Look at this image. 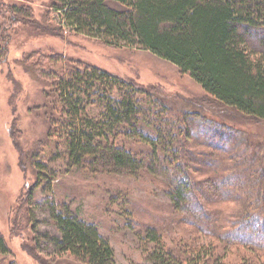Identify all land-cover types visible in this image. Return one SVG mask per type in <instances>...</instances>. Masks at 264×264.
<instances>
[{"label":"trees","instance_id":"1","mask_svg":"<svg viewBox=\"0 0 264 264\" xmlns=\"http://www.w3.org/2000/svg\"><path fill=\"white\" fill-rule=\"evenodd\" d=\"M51 8L60 13L59 17L73 32L100 37L111 46L124 44L149 50L189 74L216 101L264 120V0H52ZM34 18V9L29 4L0 0V61L8 56L13 26L34 23ZM52 58L55 63L65 60L61 53ZM61 69L52 74L45 65L38 64L33 70L49 80L44 107L50 137L47 142L57 147L55 161L64 162L68 171L77 168L136 177L145 171L154 175L155 169H160L174 183L184 184L168 187V193L174 197L173 206L179 210L181 203L195 195L190 188L191 177L184 176L187 182L182 179L183 157L187 160L185 165L199 160L220 191V198L228 196L224 194L230 191L229 180L234 178L235 189L244 204L249 205L247 214L240 216V226L255 225L253 232L246 235L245 243L258 244L264 250V239L256 235L260 228L264 231V203L258 190L263 198L264 192L256 187L260 183H250L256 182L258 170L248 167L246 158L235 157V163L222 164L223 160L214 158L212 152H203L204 157H187L186 148L181 155L179 148L184 144L180 141L178 121L173 116L165 120L170 107L156 97L154 90L135 79L78 59L69 60ZM95 110L99 112L96 114ZM193 112L184 113L198 114ZM156 113L165 122L156 124L153 121ZM33 160L38 179L30 197L41 181L50 185L53 179H48L51 172L47 163L35 157ZM221 169L222 174L229 169L235 174L226 179L220 175ZM259 179L264 186L263 171L257 182ZM243 180L247 183L244 188L240 187ZM26 202L30 203L28 198ZM185 205L189 206L188 201ZM57 208L55 204L50 206V218L60 232L59 236H51L59 253H67L82 264H119L95 224L66 205ZM208 218L212 217L207 215L196 223L210 226ZM138 237L147 264H227L215 250L167 243L155 225H145ZM9 250L0 233V253Z\"/></svg>","mask_w":264,"mask_h":264},{"label":"rangeland","instance_id":"2","mask_svg":"<svg viewBox=\"0 0 264 264\" xmlns=\"http://www.w3.org/2000/svg\"><path fill=\"white\" fill-rule=\"evenodd\" d=\"M6 2L29 4L35 18L34 23L13 26L8 56L0 61V233L10 249L0 253V264H82L54 246L51 236H59L60 232L50 218L52 204L57 209L66 205L95 224L119 264L148 263L138 237L145 225H155L171 245L185 243L215 250L227 264H264V250L258 244L245 243L255 225L240 226V216L247 214L249 205L235 189L234 178L229 180L230 191L224 194L228 196L220 198V191L199 160L185 165V155L182 159V179L187 182L184 176L191 177L190 188L195 195L187 199L188 207L184 201L179 210L173 206L174 197L168 187L184 184L174 183L160 169H155L154 175L145 171L136 177L77 168L68 171L64 162L55 161L57 147L47 142L50 137L44 107L49 80L33 70L38 64L45 65L46 71L53 74L61 72L69 60L78 59L137 80L170 107L165 120L173 116L178 121L184 144L179 148L181 155L186 148L187 157L199 158L203 152H212L214 158L223 160L222 164L235 163V157L246 158L248 167L258 170L256 182L250 183H260L255 186L262 192L263 182L257 180L264 172V120L216 101L189 74L149 50L124 44L111 46L100 37L73 32L60 13L51 8L52 0ZM58 53L65 60L55 63L52 56ZM27 61L35 63L28 65ZM185 111L198 114L187 116ZM153 118L156 124L164 121L157 113ZM137 145L144 148L141 143ZM33 157L47 163L51 172L48 179H53L50 185L41 181L30 197L38 179ZM222 169L220 175L226 179L235 174L232 169L222 174ZM240 184L242 188L247 186L244 180ZM258 196L263 204L259 190ZM207 215L212 217L208 218L211 221L207 219L210 226L196 223ZM256 235L264 239L261 228Z\"/></svg>","mask_w":264,"mask_h":264}]
</instances>
